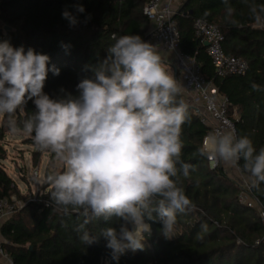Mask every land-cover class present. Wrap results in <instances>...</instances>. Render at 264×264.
<instances>
[{"label":"trees","instance_id":"16d2710c","mask_svg":"<svg viewBox=\"0 0 264 264\" xmlns=\"http://www.w3.org/2000/svg\"><path fill=\"white\" fill-rule=\"evenodd\" d=\"M147 0H0V42L7 40L13 47L33 48L50 56V64L60 69V75L50 71L44 91L55 97L61 88L77 94L76 85L91 75L87 65H94L106 56L115 43L113 36L139 35L149 37L150 22L144 15ZM81 4L84 13L74 5ZM264 6V0H228L234 9L227 16L225 0H182L175 16L179 31V50L194 59L200 74L210 81L218 93L227 98L229 117L233 119L237 137L247 136L258 153L264 148V22L257 27L250 6ZM67 9L77 16L78 24L70 27L62 18ZM190 12V13H189ZM186 13V14H185ZM264 17V13H261ZM91 18L85 23L86 17ZM215 24L223 36L226 55L242 58L247 63L244 75L224 78L216 76L206 48L193 34L195 19ZM235 20V23H231ZM70 45L65 51L61 43ZM167 70L166 63L162 62ZM260 85L254 91L251 84ZM178 99H182L180 95ZM189 122L182 127L184 147L181 159L194 166L189 179L182 178V187L191 204L177 215L173 237L161 235L162 224L149 221L151 234H145L144 249L126 250L119 261L111 259L102 236L91 245L79 239L76 226L84 219L78 210L67 213L50 202V185L34 201L16 210L0 227L1 247L12 264H264V245H255L263 228L256 212L242 206L237 199L238 188L220 165L210 169L205 156L199 154L203 139L210 129L189 107ZM35 111L27 101L17 123ZM0 126V201L18 196L19 191L7 174ZM240 172L251 180V194L264 204V183L253 186L250 174ZM52 173L45 171V178ZM112 222L93 220L86 227L98 235ZM31 248V249H29Z\"/></svg>","mask_w":264,"mask_h":264},{"label":"clouds","instance_id":"9594fccd","mask_svg":"<svg viewBox=\"0 0 264 264\" xmlns=\"http://www.w3.org/2000/svg\"><path fill=\"white\" fill-rule=\"evenodd\" d=\"M225 5L230 18L234 9L228 0ZM74 7L85 12L81 4ZM250 11L257 23L264 22V6L258 10L252 4ZM62 18L70 27L79 22L67 9ZM113 39L106 56L86 66L91 75L78 82L77 94L61 88L55 97L44 91L48 73L60 75L55 65L49 67L50 56L0 42V118L7 117L12 134L30 138L36 150L61 162L62 171L45 178L50 202L66 213L78 210L84 217L75 228L81 242L91 245L102 236L118 262L126 250L144 249L149 221L162 224L164 238L173 237L177 215L191 204L182 178L189 179L195 168L181 159L187 105L178 99L181 87L157 46L136 34ZM61 47L67 52L70 45ZM251 88L262 90L255 82ZM29 100L35 111L17 123V111ZM206 144L199 154L214 166L243 160L242 170L255 178L253 186L264 183V148L257 153L249 137H237L233 129L211 135ZM113 219L116 223L98 235L86 227L93 220Z\"/></svg>","mask_w":264,"mask_h":264},{"label":"built area","instance_id":"2783aa9c","mask_svg":"<svg viewBox=\"0 0 264 264\" xmlns=\"http://www.w3.org/2000/svg\"><path fill=\"white\" fill-rule=\"evenodd\" d=\"M182 0H147L144 6V15L150 22L149 37L146 42L159 46L171 56V60H165L166 65L172 68L181 87V96L187 107L191 108L200 118L202 124L210 129V134L203 139L202 148H207L206 141L216 133L233 130L236 133L233 117H229V103L226 97L220 95L214 85L207 81L201 74L198 65L190 56L179 50V31L175 16L179 12ZM263 24H257L262 27ZM193 34L202 43H207L206 53L210 58L215 74L219 78L232 75H244L247 71V63L240 57L228 56L222 48L223 36L215 24L204 19H195L193 22ZM45 154L48 151H39ZM57 161L55 155L51 158ZM210 169L220 165L226 176L234 181L238 188V202L256 212L263 228L262 237L255 245H264V204H261L251 194V180L240 172L238 165L217 163L215 166L206 158ZM38 169L32 172V177L38 179ZM36 198V196H35ZM31 198L23 202L21 207L15 205L16 196L0 201V227L11 215L21 209L27 202L34 201ZM3 241L0 236V264H12L9 255L1 247Z\"/></svg>","mask_w":264,"mask_h":264},{"label":"rangeland","instance_id":"374dc122","mask_svg":"<svg viewBox=\"0 0 264 264\" xmlns=\"http://www.w3.org/2000/svg\"><path fill=\"white\" fill-rule=\"evenodd\" d=\"M17 114H22V111L18 110L14 119ZM0 126L5 134L2 143L6 152V158L2 164L17 186L21 199L16 196L15 205L21 207L23 202L33 199L43 192L46 184L45 171H62V165L58 160H51L54 154L50 152L38 153L30 138L12 134L7 125V117L0 118ZM35 168L38 169V179L32 177Z\"/></svg>","mask_w":264,"mask_h":264},{"label":"crops","instance_id":"0c3cea01","mask_svg":"<svg viewBox=\"0 0 264 264\" xmlns=\"http://www.w3.org/2000/svg\"><path fill=\"white\" fill-rule=\"evenodd\" d=\"M157 49L159 51V55L161 56L162 62L166 63L167 60H171V56L169 54H167L166 52H164L159 46H157ZM166 60V61H165ZM169 72L172 73L174 75V77L176 78V74L174 72V70L172 68H168Z\"/></svg>","mask_w":264,"mask_h":264},{"label":"water","instance_id":"95a60500","mask_svg":"<svg viewBox=\"0 0 264 264\" xmlns=\"http://www.w3.org/2000/svg\"><path fill=\"white\" fill-rule=\"evenodd\" d=\"M190 13V12H189ZM186 14V13H185ZM203 46L204 47H207V43H203ZM29 249H31V248H29Z\"/></svg>","mask_w":264,"mask_h":264}]
</instances>
